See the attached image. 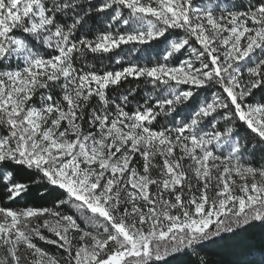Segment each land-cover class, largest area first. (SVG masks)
Returning <instances> with one entry per match:
<instances>
[{
    "label": "snow or ice",
    "instance_id": "6c2138e0",
    "mask_svg": "<svg viewBox=\"0 0 264 264\" xmlns=\"http://www.w3.org/2000/svg\"><path fill=\"white\" fill-rule=\"evenodd\" d=\"M256 227L241 264H264V0H0V264H170Z\"/></svg>",
    "mask_w": 264,
    "mask_h": 264
},
{
    "label": "trees",
    "instance_id": "16d2710c",
    "mask_svg": "<svg viewBox=\"0 0 264 264\" xmlns=\"http://www.w3.org/2000/svg\"><path fill=\"white\" fill-rule=\"evenodd\" d=\"M123 47L127 48L131 46L129 45ZM138 55L139 53H133L131 59L135 60L136 56ZM108 57H114V54H107V56L103 58L104 65H108L114 69L120 67V65H116L114 62L110 61ZM90 62L92 64H98L97 59H91ZM141 62L143 63L144 61ZM137 83L138 81L129 78L128 82L124 84V87H135ZM142 88L143 86H141V89H138V92L141 93V96L143 94ZM55 91L58 93L59 89H56ZM109 96H112L111 90H109ZM93 102L95 103L96 100ZM133 107L134 105H130L128 110H132ZM163 122L164 121L161 120V124H163ZM259 159V154H257L255 160L258 162ZM39 203L42 202L39 200L36 190L33 189L31 195L21 198L18 204H12L11 207L17 208L24 207L25 204L31 206ZM222 236L223 238H214L215 242H205L204 246L198 249L197 253L192 257H177L175 260H171L170 264H241V262L251 259V257L245 255V250L249 246H258L260 243V230L258 227L247 228L243 231H238L235 235L232 233H224ZM38 243H40V246L47 248L48 251L59 254L55 246L45 245L43 242Z\"/></svg>",
    "mask_w": 264,
    "mask_h": 264
},
{
    "label": "rangeland",
    "instance_id": "374dc122",
    "mask_svg": "<svg viewBox=\"0 0 264 264\" xmlns=\"http://www.w3.org/2000/svg\"><path fill=\"white\" fill-rule=\"evenodd\" d=\"M94 100H95V98H94ZM94 100H93V101H94Z\"/></svg>",
    "mask_w": 264,
    "mask_h": 264
}]
</instances>
